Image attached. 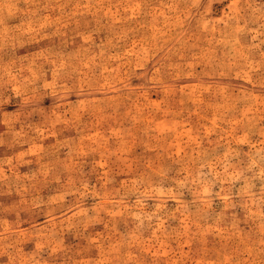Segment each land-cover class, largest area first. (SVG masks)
<instances>
[{
	"label": "rangeland",
	"instance_id": "1",
	"mask_svg": "<svg viewBox=\"0 0 264 264\" xmlns=\"http://www.w3.org/2000/svg\"><path fill=\"white\" fill-rule=\"evenodd\" d=\"M0 264H264V0H0Z\"/></svg>",
	"mask_w": 264,
	"mask_h": 264
}]
</instances>
